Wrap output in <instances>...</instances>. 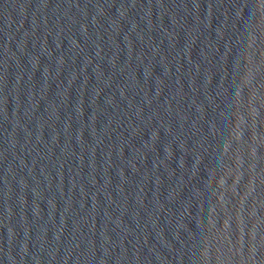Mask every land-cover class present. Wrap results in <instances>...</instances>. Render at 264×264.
<instances>
[{"label":"water","instance_id":"water-1","mask_svg":"<svg viewBox=\"0 0 264 264\" xmlns=\"http://www.w3.org/2000/svg\"><path fill=\"white\" fill-rule=\"evenodd\" d=\"M0 264H264V0H0Z\"/></svg>","mask_w":264,"mask_h":264}]
</instances>
